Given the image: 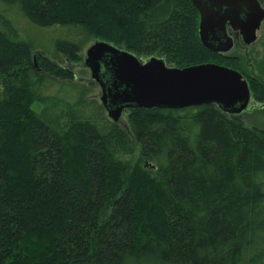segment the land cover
I'll use <instances>...</instances> for the list:
<instances>
[{
    "label": "trees",
    "instance_id": "obj_1",
    "mask_svg": "<svg viewBox=\"0 0 264 264\" xmlns=\"http://www.w3.org/2000/svg\"><path fill=\"white\" fill-rule=\"evenodd\" d=\"M198 29L190 0H0V264H264V130L209 105L129 110L125 132L70 68L93 40L217 57L264 98V60L245 74ZM133 147L154 174L120 164Z\"/></svg>",
    "mask_w": 264,
    "mask_h": 264
},
{
    "label": "water",
    "instance_id": "obj_2",
    "mask_svg": "<svg viewBox=\"0 0 264 264\" xmlns=\"http://www.w3.org/2000/svg\"><path fill=\"white\" fill-rule=\"evenodd\" d=\"M199 14V39L210 52L227 54L233 41L225 25L243 33L250 45L259 34L264 8L257 0H190ZM83 67L100 90V103L108 118L118 123L133 109L181 110L215 106L226 116L238 117L250 101L247 80L237 71L216 64L177 69L164 60L146 62L103 42L85 50Z\"/></svg>",
    "mask_w": 264,
    "mask_h": 264
},
{
    "label": "rangeland",
    "instance_id": "obj_3",
    "mask_svg": "<svg viewBox=\"0 0 264 264\" xmlns=\"http://www.w3.org/2000/svg\"><path fill=\"white\" fill-rule=\"evenodd\" d=\"M96 42H98V40H93L91 45ZM228 55L234 56L237 60H241L240 67L242 68L243 71H245V74H248L252 77H258L261 67L260 64L264 60V20L261 24L259 34L253 43H251L250 45H244L240 39L236 40L232 51ZM84 56L85 53H83L81 57L80 64H77L76 66H72L70 68L76 74H81L80 72H82L83 75H85L90 81V72L89 70L83 67ZM149 59L150 58L140 59V60L142 62H146ZM219 59L215 57V63L220 62V64H216V65L224 67V65L226 64V60L223 59V61H220ZM33 61H34V67L36 68V70H38L40 64L38 65V62H36L34 58ZM65 67L69 69V65H66ZM168 67L172 68V66H168ZM247 82H248V86L250 87V84L252 83H250L249 80H247ZM97 98L100 99L99 90L97 91ZM126 117H127V113L124 112L118 122L119 126L125 132H127ZM238 118L241 119L244 125L247 126L248 128L256 129V130H264V98L258 97L256 95L253 96L251 94L248 107L244 112H242L238 116ZM118 161H120V164H129L130 167H132L133 169L136 168V166H138L139 164L138 148L133 147V150L129 151V153L127 152L124 155H120L118 157ZM138 167L144 171H147L149 173L152 172L154 174L152 166H144V167L138 166Z\"/></svg>",
    "mask_w": 264,
    "mask_h": 264
},
{
    "label": "flooded vegetation",
    "instance_id": "obj_4",
    "mask_svg": "<svg viewBox=\"0 0 264 264\" xmlns=\"http://www.w3.org/2000/svg\"><path fill=\"white\" fill-rule=\"evenodd\" d=\"M261 27V26H260ZM225 30H226V34L228 35V37H230L231 39H232V41H233V47H234V45H235V41L236 40H241L242 41V43L244 44V42H243V33H240V32H235V31H232L231 29H230V27H229V25H228V23L225 25ZM260 31V30H259ZM244 45H246V44H244ZM233 49V48H232ZM232 49L230 50V52L232 51ZM229 52V53H230ZM229 53H227V54H223V55H220V56H223V57H225V56H229L228 54Z\"/></svg>",
    "mask_w": 264,
    "mask_h": 264
},
{
    "label": "bare ground",
    "instance_id": "obj_5",
    "mask_svg": "<svg viewBox=\"0 0 264 264\" xmlns=\"http://www.w3.org/2000/svg\"><path fill=\"white\" fill-rule=\"evenodd\" d=\"M108 117V116H107Z\"/></svg>",
    "mask_w": 264,
    "mask_h": 264
}]
</instances>
